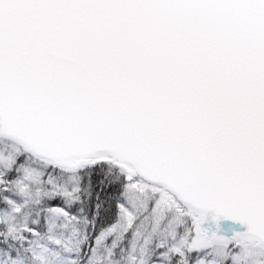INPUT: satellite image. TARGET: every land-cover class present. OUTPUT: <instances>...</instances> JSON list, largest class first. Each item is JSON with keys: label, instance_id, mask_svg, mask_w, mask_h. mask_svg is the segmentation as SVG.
<instances>
[{"label": "snow or ice", "instance_id": "obj_1", "mask_svg": "<svg viewBox=\"0 0 264 264\" xmlns=\"http://www.w3.org/2000/svg\"><path fill=\"white\" fill-rule=\"evenodd\" d=\"M0 264H264V0H0Z\"/></svg>", "mask_w": 264, "mask_h": 264}, {"label": "water", "instance_id": "obj_2", "mask_svg": "<svg viewBox=\"0 0 264 264\" xmlns=\"http://www.w3.org/2000/svg\"><path fill=\"white\" fill-rule=\"evenodd\" d=\"M236 227H237L238 229H240V228H241V226H240V225H237Z\"/></svg>", "mask_w": 264, "mask_h": 264}]
</instances>
